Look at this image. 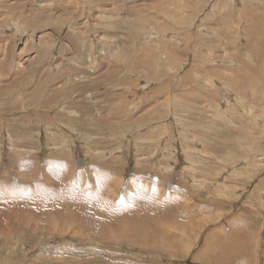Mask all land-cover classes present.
Returning <instances> with one entry per match:
<instances>
[{"label":"rangeland","instance_id":"1","mask_svg":"<svg viewBox=\"0 0 264 264\" xmlns=\"http://www.w3.org/2000/svg\"><path fill=\"white\" fill-rule=\"evenodd\" d=\"M209 259L264 264V0H0V264Z\"/></svg>","mask_w":264,"mask_h":264},{"label":"bare ground","instance_id":"2","mask_svg":"<svg viewBox=\"0 0 264 264\" xmlns=\"http://www.w3.org/2000/svg\"><path fill=\"white\" fill-rule=\"evenodd\" d=\"M142 224H144V223H142ZM228 255H229V258L227 259L229 262H233V260H234V258H233V255L232 254H230V253H228ZM205 260V259H204ZM213 260H211V259H209L208 260V264H213V262H212ZM203 262V261H202ZM206 262V261H205ZM214 262H216L217 264H219V262L220 263H222V264H226L223 260H215ZM206 264V263H205ZM215 264V263H214Z\"/></svg>","mask_w":264,"mask_h":264}]
</instances>
